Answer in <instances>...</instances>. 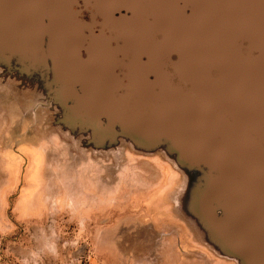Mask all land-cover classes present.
Returning a JSON list of instances; mask_svg holds the SVG:
<instances>
[{
	"label": "rangeland",
	"instance_id": "rangeland-1",
	"mask_svg": "<svg viewBox=\"0 0 264 264\" xmlns=\"http://www.w3.org/2000/svg\"><path fill=\"white\" fill-rule=\"evenodd\" d=\"M96 9L0 0V264H258L264 229L217 166L120 104Z\"/></svg>",
	"mask_w": 264,
	"mask_h": 264
},
{
	"label": "water",
	"instance_id": "water-1",
	"mask_svg": "<svg viewBox=\"0 0 264 264\" xmlns=\"http://www.w3.org/2000/svg\"><path fill=\"white\" fill-rule=\"evenodd\" d=\"M96 2L128 60L120 104L132 101L143 127L177 126L182 148L233 187L240 214L244 202L264 218V0Z\"/></svg>",
	"mask_w": 264,
	"mask_h": 264
},
{
	"label": "bare ground",
	"instance_id": "bare-ground-1",
	"mask_svg": "<svg viewBox=\"0 0 264 264\" xmlns=\"http://www.w3.org/2000/svg\"><path fill=\"white\" fill-rule=\"evenodd\" d=\"M162 131H164V130H162ZM177 142L179 143V140H177ZM240 206H241V204H240ZM241 210H242L244 218H246L247 220H250L251 224L253 222L256 226L258 225V223H260L264 219L262 217L255 215L251 210H249V208L246 207L244 202L242 203ZM249 254L253 257L252 259H254L258 264H264V255L261 252H258V251L256 252L253 249L252 252H250Z\"/></svg>",
	"mask_w": 264,
	"mask_h": 264
}]
</instances>
